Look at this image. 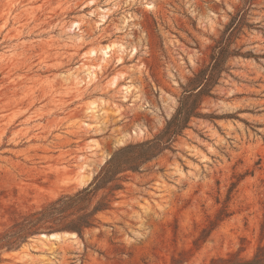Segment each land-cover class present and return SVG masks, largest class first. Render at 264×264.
<instances>
[{
    "label": "rangeland",
    "instance_id": "rangeland-1",
    "mask_svg": "<svg viewBox=\"0 0 264 264\" xmlns=\"http://www.w3.org/2000/svg\"><path fill=\"white\" fill-rule=\"evenodd\" d=\"M246 6L0 0V232L87 186L119 147L154 137L178 106L181 83L208 62ZM246 17L253 25L235 45L255 55L233 57L202 105L222 117L194 118L173 149L129 172L113 208L84 239L40 240L48 233L41 231L4 250L0 264H209L264 245V0H252ZM113 42L126 46L122 63L118 52L103 63L102 54H90ZM100 63L89 81L85 65ZM130 84L125 100L122 87ZM211 221L214 229L196 244Z\"/></svg>",
    "mask_w": 264,
    "mask_h": 264
},
{
    "label": "trees",
    "instance_id": "trees-1",
    "mask_svg": "<svg viewBox=\"0 0 264 264\" xmlns=\"http://www.w3.org/2000/svg\"><path fill=\"white\" fill-rule=\"evenodd\" d=\"M247 6L239 9L225 26L221 36L211 47L209 60L181 83L182 94L178 106L164 127L152 138L136 143H128L116 149L93 180L85 187L62 194L44 204L41 208L21 214L12 224L0 232V263L4 250H14L30 235L44 232H76L84 239L87 229L97 226L98 215L111 210L117 200V192L124 188L129 172L140 171L147 163L160 156L165 150L173 149L175 142L183 136L194 118H221L214 112L203 111L206 98L214 97L221 79L232 70L230 60L236 56H254L253 52H243L235 45L237 34L244 26L252 27L246 21L252 0H245ZM214 222L204 228L198 242L203 241L214 229ZM179 262L174 259L173 263ZM209 264H264V245H258L251 256H242L239 251L227 256L211 259Z\"/></svg>",
    "mask_w": 264,
    "mask_h": 264
},
{
    "label": "bare ground",
    "instance_id": "bare-ground-1",
    "mask_svg": "<svg viewBox=\"0 0 264 264\" xmlns=\"http://www.w3.org/2000/svg\"><path fill=\"white\" fill-rule=\"evenodd\" d=\"M147 7L148 8H151V9H154L155 8V4L151 1L149 4H147ZM112 8L110 7H107V8H103L102 11L104 12L102 15H101V18H102V23L106 22L109 15H110V12H111ZM127 21V20H126ZM125 21V23H126ZM75 26L77 25H80V22H74ZM125 49H126V46L123 44V43H117V42H113V43H109V44H106L104 46H101L100 48H92L90 50V54L94 57H98L99 54H102V63L105 61L107 62L108 59L112 56L113 53L115 52H118V64L122 63L123 62V54L125 52ZM133 51V54H135L137 52V48H132ZM103 64H98V65H85V75L87 76L88 80L91 81L93 80V78L96 77V72H95V68H102ZM117 81L118 79H114L113 80V84L114 85H117ZM123 91H124V99L127 100L128 99V94L131 92V84L130 85H123ZM90 110L92 111H96L95 108H90ZM134 133H137V134H141L143 133L142 130L140 131H134ZM108 159V158H107ZM107 161L106 159H104L103 162ZM86 164L84 166H82V170H84ZM84 182V181H82ZM85 184H86V181H85ZM71 236L72 238L76 239L77 238V233L76 232H58L56 234H53V237L58 241V240H61L64 236ZM40 240L42 239H51L47 234H41L40 236ZM63 240V239H62ZM77 240V239H76ZM50 241V240H48Z\"/></svg>",
    "mask_w": 264,
    "mask_h": 264
},
{
    "label": "water",
    "instance_id": "water-1",
    "mask_svg": "<svg viewBox=\"0 0 264 264\" xmlns=\"http://www.w3.org/2000/svg\"><path fill=\"white\" fill-rule=\"evenodd\" d=\"M60 231H54V232H50V233H40L41 234H47L51 239L50 240H56L54 237H53V234H56Z\"/></svg>",
    "mask_w": 264,
    "mask_h": 264
}]
</instances>
